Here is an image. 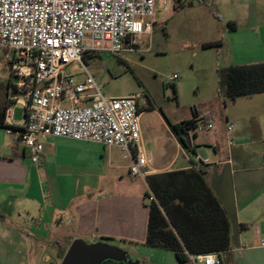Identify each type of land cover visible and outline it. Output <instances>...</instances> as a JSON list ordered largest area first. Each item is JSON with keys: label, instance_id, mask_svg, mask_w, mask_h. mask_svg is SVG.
Instances as JSON below:
<instances>
[{"label": "crops", "instance_id": "1", "mask_svg": "<svg viewBox=\"0 0 264 264\" xmlns=\"http://www.w3.org/2000/svg\"><path fill=\"white\" fill-rule=\"evenodd\" d=\"M224 8L223 19L232 30L238 28L237 20L250 26L258 21L256 4L233 2ZM250 62L264 61L243 64ZM240 97L252 98L238 112L221 111V105L217 111V101L211 109H195L212 121L214 130L190 134L194 153L183 149L166 125L174 150L169 154L160 145L157 153H148L151 164L143 168L144 176L130 174L127 158L113 159L120 150L116 146L64 137L41 139L38 160L32 161L17 134L22 108L17 118L13 109L10 123L4 121L10 131L0 126V225L15 230L20 242L38 244L35 264H60L76 238L119 243L131 259L104 264H180L174 251L145 244L151 193L145 177L201 169L227 220L226 231L217 220L208 227L213 233L208 250L221 264H264V92ZM196 154L204 166L195 164ZM18 211L25 214L21 223L6 216Z\"/></svg>", "mask_w": 264, "mask_h": 264}, {"label": "built area", "instance_id": "2", "mask_svg": "<svg viewBox=\"0 0 264 264\" xmlns=\"http://www.w3.org/2000/svg\"><path fill=\"white\" fill-rule=\"evenodd\" d=\"M155 0H0V48L12 51L7 60L5 123L15 104L22 108L18 131L32 161L47 136L116 146L131 158L130 174L144 176L151 164L143 141L140 92L104 95L82 62L85 53L147 52ZM77 61L83 77L65 74ZM176 75L173 76L175 78ZM10 92H14L11 96ZM232 124L228 126V131ZM213 131L210 119L198 115L189 131ZM10 128H7V132ZM229 145L233 140H229ZM195 164L204 166L201 156ZM148 200L154 199L152 193ZM192 264H221L214 253L188 254Z\"/></svg>", "mask_w": 264, "mask_h": 264}, {"label": "rangeland", "instance_id": "3", "mask_svg": "<svg viewBox=\"0 0 264 264\" xmlns=\"http://www.w3.org/2000/svg\"><path fill=\"white\" fill-rule=\"evenodd\" d=\"M233 2L256 4L258 21L250 26L237 20L238 28L232 30L223 15L224 5ZM211 42L220 45H209ZM12 55V51L0 48V108L8 104L11 79L7 60ZM255 59L264 61V0H155L147 52L82 55L83 64L104 95L145 94L139 104L152 110L141 114L140 120L149 154L157 153L160 145L172 153L173 142L166 125L191 117L193 109L208 110L215 101L217 111L219 105L221 111L245 109L252 97H238L233 103L220 85V71ZM63 71L76 79L83 77L82 65L77 61ZM13 109L17 118L21 106L15 104ZM122 156L120 150L112 155L118 161ZM127 159L131 164V158ZM6 216L16 223L25 218L24 212L19 211ZM13 231L0 225V264H35L38 244L29 239L20 242ZM119 245L115 247L121 249Z\"/></svg>", "mask_w": 264, "mask_h": 264}, {"label": "trees", "instance_id": "4", "mask_svg": "<svg viewBox=\"0 0 264 264\" xmlns=\"http://www.w3.org/2000/svg\"><path fill=\"white\" fill-rule=\"evenodd\" d=\"M214 44L219 43L209 45ZM220 74V85L230 99L264 92V62L230 65ZM7 105L5 103L0 108V126L8 128L4 123ZM197 117L198 113L193 109L190 118L168 126L181 147L192 153L194 146L192 143L187 145L183 135L193 128ZM202 173L201 169L189 168L145 177L154 196L148 201L145 244L174 251L180 264H192L188 254L211 253L207 247L213 233L208 227L216 220L224 227L220 228L221 231L227 230L225 212Z\"/></svg>", "mask_w": 264, "mask_h": 264}, {"label": "water", "instance_id": "5", "mask_svg": "<svg viewBox=\"0 0 264 264\" xmlns=\"http://www.w3.org/2000/svg\"><path fill=\"white\" fill-rule=\"evenodd\" d=\"M13 96L14 92H10ZM191 146V135H183ZM130 263L131 259L121 249L105 242L87 243L80 238L74 239L66 250L60 264H104L105 262Z\"/></svg>", "mask_w": 264, "mask_h": 264}, {"label": "flooded vegetation", "instance_id": "6", "mask_svg": "<svg viewBox=\"0 0 264 264\" xmlns=\"http://www.w3.org/2000/svg\"><path fill=\"white\" fill-rule=\"evenodd\" d=\"M140 96H141V99H143L145 97V94L140 92Z\"/></svg>", "mask_w": 264, "mask_h": 264}]
</instances>
